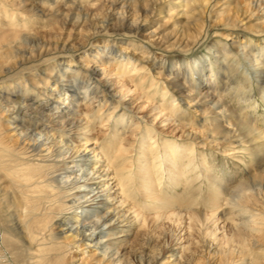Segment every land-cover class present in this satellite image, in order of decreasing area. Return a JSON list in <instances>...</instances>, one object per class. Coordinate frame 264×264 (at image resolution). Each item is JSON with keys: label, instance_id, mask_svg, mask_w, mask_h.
Instances as JSON below:
<instances>
[{"label": "bare ground", "instance_id": "6f19581e", "mask_svg": "<svg viewBox=\"0 0 264 264\" xmlns=\"http://www.w3.org/2000/svg\"><path fill=\"white\" fill-rule=\"evenodd\" d=\"M17 1L0 0V81L7 76L23 78L14 85H0V252L19 258L20 264H131L126 255L146 235L147 213L152 212L153 203L172 199V208L174 198L191 202L207 195L214 203L225 200L238 212L232 222L241 240L236 245L227 240L219 253L221 261L261 264L247 260L245 252L249 233L261 230L262 217L243 205L256 191L264 196V124L255 108L258 100L264 103V38L245 37L236 49L232 47L236 41L228 46L212 44L206 55L188 61H170L163 51L148 61L150 52L146 54L141 47H134L127 55L128 50L122 48L124 54L119 53L117 44L109 43L108 36L116 37L120 32L140 40L149 19L131 15V0H65L62 5L60 0ZM146 1L151 0L136 2L135 8L152 16L156 6L166 0H153L151 9ZM199 1L171 2L182 18L180 30L187 33L197 25ZM224 2L232 5L220 13L230 28L240 17H248L246 9L264 10V0ZM105 7L109 10L103 20L94 25L86 22L89 17L99 18ZM164 8L160 13L172 17L173 10ZM28 16L34 19L26 22ZM73 28H86L93 39V59L89 60L93 63L68 57L62 77H67L68 85L73 77L89 71L90 84H83L82 91L69 86L63 90L66 84L59 81L51 86L49 95L25 99L32 92L39 94L45 80H25L28 67L22 65L49 53L65 61L64 52L71 47L63 44L53 48L51 41L59 32L69 30L70 36ZM108 30L114 31L107 35ZM260 30L256 34H264V25ZM155 32L153 29L149 34ZM102 36L108 38L106 42ZM199 37L189 35L185 45L178 46L185 48ZM75 50L85 52L84 46ZM241 59L253 66L251 76L240 69ZM112 64L117 66L113 69ZM146 67L166 71L167 80L161 102L149 103L153 90L145 91L146 106L153 112L150 119L136 114L140 106H130L133 101H127L123 109L112 105L114 99L125 95L110 80L102 81L103 86L98 83L109 70L124 73L129 69L131 83L141 87L136 77ZM46 73L50 81L52 72ZM15 89L22 97L11 100ZM95 105L105 107L96 114ZM191 107L195 115H186ZM198 111L211 114L210 119L195 118ZM30 121V125L25 123ZM170 124L181 132L178 140L160 141L159 133H167L165 127ZM204 136L206 143L217 141L213 146L227 142L237 144L234 149L243 146L250 154L252 168L237 164L238 171L215 169L196 152V144ZM203 183L210 189L203 192ZM171 212L177 215L175 210ZM196 218L190 215V224ZM216 231L212 232L214 240ZM70 253L76 255L67 258ZM181 260L182 252L175 248L166 263L186 264Z\"/></svg>", "mask_w": 264, "mask_h": 264}, {"label": "rangeland", "instance_id": "374dc122", "mask_svg": "<svg viewBox=\"0 0 264 264\" xmlns=\"http://www.w3.org/2000/svg\"><path fill=\"white\" fill-rule=\"evenodd\" d=\"M5 1L7 3H12L13 1L18 2L17 0ZM138 1L140 0H131L129 4L130 12L132 13L131 15H137L140 18L148 17L147 19H149V21L146 24L145 30L143 31L140 40L139 38H133L130 34L123 32H120V34L116 35V37L108 36V38L111 39L109 43L117 44L116 50L119 53H123V49H126L129 51L126 52V54L129 55L132 50H135L134 47H141L143 51H146V54L150 52V55H148L146 58L148 59V61H151L152 56L154 54L157 55L160 51H163L166 57L170 59V61H188L193 60L197 57H201L205 53L207 54L208 49L212 44H225L226 46H228L230 42L236 41L234 44H232V47H235L236 49L245 37H253L255 38L254 40L264 38V34H256L261 33L260 29L264 25V10H255L251 7L246 9L248 17H240L238 19L239 23L235 27L230 28L228 26V22L222 20L223 17L220 13L224 9L232 7V5H227L228 2H224L225 0H200L199 20H197V25L192 30L186 33L182 31V29L180 30L179 21L182 18L181 16H179V14H177V10L173 9L175 7L174 4H171V2L173 3L174 0H166L164 3L157 5L152 16L149 14L147 15L145 12H138L137 8H135V4ZM144 1L145 0H142L138 3H144ZM65 2V0H60V5ZM146 2L148 4V7H150L149 9H151V4H154L153 0ZM107 5H109V3ZM164 6V10H173L172 17H166L164 16V13H160L161 10L163 11L162 8ZM106 7L99 18H95V16L89 17L86 22L89 25H94L99 20H103L108 13L107 11L109 10L106 9ZM134 10H137V12H133ZM28 18L30 20L26 18V22L34 19L31 16H28ZM37 25H35V27ZM32 27L33 26H31V28ZM85 29L86 28H83L81 31H79V28H73L70 36L68 35L69 30H67L66 32H59L58 35L52 38L51 42L53 48H59L63 46V44L68 48L71 47L70 51L64 52L66 56L65 61H60L61 59L58 58L56 59L55 56L57 54L49 53L43 55L38 60H34L22 65L28 67L24 72L25 80L31 82L38 81L41 78H44V84H46H42L43 90L39 93L40 95L38 94V92H32L25 95V99H34V96H36V98L38 99V97L42 98V96L44 97L45 95H49V92L52 90L51 86L54 88L53 84L59 81L60 84H63L64 82L66 84L65 87H62L63 90L65 88H68L69 86L70 89H79L78 91H82L85 85L90 84L91 79L89 71H85L79 76L76 75V78L73 77L72 82H68V85L67 77H62V75L65 76V64L67 60H69L68 57H70V59L76 60L86 59L89 64L93 63V60L89 61L93 59L91 55L93 54L94 50H92L90 47V42L93 39H90ZM153 29H156V32L155 34L150 35L149 32ZM113 31L114 30H108L107 35H109ZM198 34H200V37L194 40L191 39V41H189L185 48H180V46H178L181 43L185 45L184 41L186 42V39L189 35L191 37H195ZM171 35L173 36L172 39L165 37ZM108 38L106 36H102L101 40L102 42H106ZM81 46H84L85 52H76L75 49ZM57 50L58 49H55L53 51L57 52ZM230 52L233 51L230 49ZM239 56L241 57V55H238V58ZM142 64L144 63H141L140 65ZM239 65L241 67L240 69L243 70V72L247 75L251 76L253 74V66L250 65V63L248 64L247 60L241 59ZM111 66L114 69L117 65L112 64ZM82 67L83 69L85 68V66ZM52 69H54L55 71L58 69V71L55 72ZM46 71H48V73L52 72V78L50 77V81L52 82L46 80L49 78ZM107 72L109 73H105L104 77H102L98 82L100 86H103L104 83L102 81H104L105 79L110 80V82L115 86V89L121 91L125 95V97H117L116 99H114V103L112 105L117 104L119 108L123 109V107L127 106V101H133V104H131L130 106H140L136 114L147 116L148 118L146 119H150L153 112H151L150 107L146 106L147 95H145V91H148L149 88L151 89L150 91L153 90L150 93L152 96H149V103L152 102L151 104H154L156 101H159L161 99V90L167 84V80L165 78L166 71L160 73V69L157 67H146L145 69L138 71L136 81L142 82L141 87H134V84L131 83V77L129 76L131 71L129 69L124 73H120V70H109ZM18 78L19 76H14L9 77L8 79L7 76L6 78L1 79L0 85H14L19 81ZM28 81L27 83H29ZM48 82H50L49 85ZM94 83L97 84V80H94ZM83 84L85 85L83 86ZM111 87L112 86H109L108 88ZM58 88L61 89V85H58ZM60 89H57L55 93H57ZM251 89L255 95H258V91L254 86ZM15 91L17 92L12 93L10 97V99L12 98L11 100H17L19 99V97H22L19 89H15ZM103 107L105 106L103 105L100 107L98 105H95L93 107V111L98 114L101 112ZM193 108L194 107H191V109H186V115H195L193 113ZM255 108L258 117L263 120L264 124L263 101L258 100L257 103L255 102ZM135 110L137 111L136 107ZM166 110H168L167 107ZM197 113L198 115L194 116L197 119H210L211 114L209 113H205L203 115L200 111H198ZM134 120L137 119L134 118ZM185 120L187 121V119ZM139 122L141 123V125L144 123L140 120ZM25 123L30 125V123L32 122L30 121ZM165 128H167V133L163 131V134L159 133L158 135L160 141L162 138H167L168 143L172 141L175 142L174 139H177V137H179V134L181 133L180 131H177V126L174 124H170ZM201 139L202 141L200 142ZM205 140V136L199 138V144H196V152L197 154L200 153V155L206 157L215 169H219L222 171H238L239 168L236 167L239 165L252 168L250 154L247 150H245L243 146H239L237 149H234L233 147L237 146V144H232L230 142L225 143L224 146H213V144L217 141L206 143L207 140ZM70 142L72 141L70 140ZM190 143L192 144L193 142ZM168 146L170 147V144ZM222 150H225V152H222ZM216 151L219 152L216 153ZM226 153L227 155L223 156V154ZM131 155L132 152H130L129 156ZM197 183L200 184V182ZM201 186L203 192L210 189V186H208L207 184L203 183ZM181 189L182 188H178V191H181ZM256 192L257 193H254V197L250 199V202H247V204L243 206H246V209L248 210H254L257 215H261L260 217H262V219L259 220V223L262 227L260 231L249 233L250 235L248 236L247 240V242L249 243V247L245 252V258H247V260H254L256 261L255 263L264 264V196L262 193H260V191ZM171 200L164 202L157 201L156 203H153V208L150 209V211L152 212L149 214L147 213V216L149 218V226L148 228H146L147 233L146 235H143V237H140L138 242L134 244L131 254L127 253L126 261L131 262V264H167L166 262L168 260L169 254L173 251V249L176 248L180 253L182 252L181 262L185 261L186 264H225L224 261H221V255L219 253L221 252V250L226 248L227 240L229 239V245H236L238 241L241 240L237 236L238 232L234 230L233 227V217L236 213H238L234 212V206L231 204H227L223 199L218 203H214L207 197V195H204L202 198H200V200L197 199L191 202H189V199L187 201L183 197H180L179 199L174 198L173 203L175 204V206L172 208H170ZM172 210H175L177 215L172 216L171 214H169ZM190 215L197 217L195 222L193 220L191 224L189 219ZM216 229L217 231L215 235L217 236V240H214V235H212V232ZM2 246V233L0 229V250ZM75 255V253H70L66 257H73ZM13 258L15 257L11 256L7 251H3V253L0 252V264H5L6 262L9 264L21 263L19 258L16 257L17 260ZM125 264L128 263L126 262ZM230 264H239V262L235 260L231 261Z\"/></svg>", "mask_w": 264, "mask_h": 264}]
</instances>
